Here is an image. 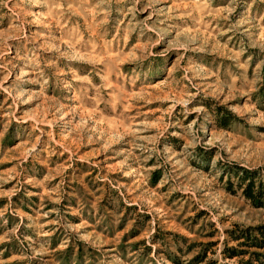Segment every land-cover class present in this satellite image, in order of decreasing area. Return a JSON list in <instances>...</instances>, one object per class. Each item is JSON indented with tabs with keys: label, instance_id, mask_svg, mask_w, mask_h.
Returning <instances> with one entry per match:
<instances>
[{
	"label": "rangeland",
	"instance_id": "374dc122",
	"mask_svg": "<svg viewBox=\"0 0 264 264\" xmlns=\"http://www.w3.org/2000/svg\"><path fill=\"white\" fill-rule=\"evenodd\" d=\"M261 230L264 0H0V264H264Z\"/></svg>",
	"mask_w": 264,
	"mask_h": 264
},
{
	"label": "trees",
	"instance_id": "16d2710c",
	"mask_svg": "<svg viewBox=\"0 0 264 264\" xmlns=\"http://www.w3.org/2000/svg\"><path fill=\"white\" fill-rule=\"evenodd\" d=\"M229 117H231V116L229 115ZM242 185H244V187H240V188H243L242 192H243L244 196L246 197V199L249 200L252 205H259V204H255V203H256V201L262 200L263 194L261 193L262 192L261 189L258 191H255L253 177H251V176L247 177L246 175L244 177H242L238 186H242ZM258 203H260V202H258ZM260 234H261V237L259 239H254V238L248 236L247 234H243L240 238L239 237L236 238V240L237 239H245V242H243V243L245 245H247L248 247H257V248L261 249V248H264V230H261ZM228 255L230 258L235 256L233 254H228Z\"/></svg>",
	"mask_w": 264,
	"mask_h": 264
}]
</instances>
